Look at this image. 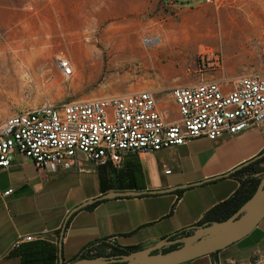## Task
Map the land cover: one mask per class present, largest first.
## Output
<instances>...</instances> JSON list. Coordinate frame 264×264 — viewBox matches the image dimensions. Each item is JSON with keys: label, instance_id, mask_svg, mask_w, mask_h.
I'll use <instances>...</instances> for the list:
<instances>
[{"label": "crops", "instance_id": "crops-1", "mask_svg": "<svg viewBox=\"0 0 264 264\" xmlns=\"http://www.w3.org/2000/svg\"><path fill=\"white\" fill-rule=\"evenodd\" d=\"M46 1L26 6L23 0H0V32L18 31L15 37L27 41L40 39L35 33L41 25L39 4ZM263 152L260 128L213 141L199 137L155 152H126L119 166L81 161L80 166L52 172L37 169L14 152L9 165L0 168V264H57L59 243L63 260L71 261L90 245L103 247L108 238L117 246L140 249L164 237L190 234L209 208L238 188L232 174L241 168L233 169ZM215 176L222 177L207 181ZM8 189L12 191L4 194ZM106 193L111 195L94 207L73 211L60 238L65 218L75 207ZM25 235L35 238L14 246ZM217 262L264 264V217L238 241L180 264Z\"/></svg>", "mask_w": 264, "mask_h": 264}, {"label": "rangeland", "instance_id": "rangeland-1", "mask_svg": "<svg viewBox=\"0 0 264 264\" xmlns=\"http://www.w3.org/2000/svg\"><path fill=\"white\" fill-rule=\"evenodd\" d=\"M39 7L40 39L0 32V119L46 100L150 90L175 120L170 88L197 83L202 74L210 79V65L199 56L215 49L224 64L214 77L264 76V0H47ZM59 58L73 64L68 79Z\"/></svg>", "mask_w": 264, "mask_h": 264}, {"label": "built area", "instance_id": "built-area-1", "mask_svg": "<svg viewBox=\"0 0 264 264\" xmlns=\"http://www.w3.org/2000/svg\"><path fill=\"white\" fill-rule=\"evenodd\" d=\"M202 1L214 4L219 0ZM199 59L203 66L208 61L211 78L203 79L202 74L197 83L170 88L178 114L175 120H168L150 90L62 103L46 100L0 119V168L9 165L14 152L30 159L37 169L53 172L59 167L80 166L81 161L119 166L126 152H155L199 137L213 141L249 128L264 133V76L214 77L224 64L220 49L210 55L203 53ZM57 64L65 79L73 76L74 67L68 59L59 58ZM33 238L19 237L14 246ZM111 244L114 238H108L103 247L90 245L82 253L95 256L102 248L104 255H110Z\"/></svg>", "mask_w": 264, "mask_h": 264}, {"label": "water", "instance_id": "water-1", "mask_svg": "<svg viewBox=\"0 0 264 264\" xmlns=\"http://www.w3.org/2000/svg\"><path fill=\"white\" fill-rule=\"evenodd\" d=\"M263 155L264 152L256 156L253 160ZM253 160L240 164L233 171L242 168ZM259 175L260 181L250 198L225 220L204 225H195L193 232L190 234L173 239L164 237L152 246L140 248L123 255H99L96 257H84L64 261L61 243H59L57 264H180L201 255L214 253L246 236L264 217V171L259 173ZM219 177L222 176L208 178L207 181ZM127 193L138 194L143 192L130 191ZM127 193L114 192L112 194L121 196ZM110 195L109 193L103 194L75 207L65 218L60 238L63 236L67 219L73 211L89 203L109 197ZM176 243H179V245L175 248L166 252L163 251L165 246Z\"/></svg>", "mask_w": 264, "mask_h": 264}, {"label": "trees", "instance_id": "trees-1", "mask_svg": "<svg viewBox=\"0 0 264 264\" xmlns=\"http://www.w3.org/2000/svg\"><path fill=\"white\" fill-rule=\"evenodd\" d=\"M260 163L262 165L260 166ZM264 171V155L256 160H253L250 164L242 167L240 170L234 172L232 176H235L239 181L238 188L225 200L215 204L209 208L202 216L198 225L209 224L212 222H218L227 219L233 213H235L238 208L245 203L250 196L255 191L259 181L260 175L257 173H262ZM99 202H94L86 206V208H92ZM68 222V221H67ZM183 231H181L182 233ZM177 234V233H176ZM183 234V233H182ZM188 233L184 234L187 235ZM179 243L173 244L167 248H163L166 252L172 248H175ZM111 255H123L128 254L133 250H137L138 247H120L115 244H111ZM102 255L101 250L97 252L95 256H86L82 252L80 258L84 257H96Z\"/></svg>", "mask_w": 264, "mask_h": 264}, {"label": "bare ground", "instance_id": "bare-ground-1", "mask_svg": "<svg viewBox=\"0 0 264 264\" xmlns=\"http://www.w3.org/2000/svg\"><path fill=\"white\" fill-rule=\"evenodd\" d=\"M158 40H159V38H158V39H156V38L154 39V38H153V40H151V41H149V42H152V43H157V42H158Z\"/></svg>", "mask_w": 264, "mask_h": 264}]
</instances>
